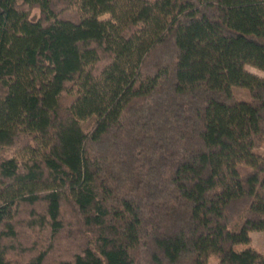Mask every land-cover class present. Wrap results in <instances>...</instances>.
Returning <instances> with one entry per match:
<instances>
[{"label": "trees", "instance_id": "obj_1", "mask_svg": "<svg viewBox=\"0 0 264 264\" xmlns=\"http://www.w3.org/2000/svg\"><path fill=\"white\" fill-rule=\"evenodd\" d=\"M248 67L264 0H0V264H264Z\"/></svg>", "mask_w": 264, "mask_h": 264}, {"label": "rangeland", "instance_id": "obj_2", "mask_svg": "<svg viewBox=\"0 0 264 264\" xmlns=\"http://www.w3.org/2000/svg\"><path fill=\"white\" fill-rule=\"evenodd\" d=\"M38 13V12H35ZM247 70L249 72H252L256 75L259 76H264L263 73L253 69V68H247ZM233 94L236 98V100H238L239 102H243V103H250L251 102V95L250 92L246 89H241V88H234L233 89ZM256 154L264 157V149L261 150H256L255 151ZM31 239H32V233H31ZM33 237H35V235L33 234ZM45 237V235H44ZM251 238H252V247L259 252L262 256H264V235L262 233H257L254 232L251 234ZM34 239V238H33Z\"/></svg>", "mask_w": 264, "mask_h": 264}]
</instances>
